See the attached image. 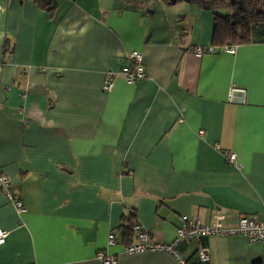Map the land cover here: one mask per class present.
<instances>
[{
    "label": "crops",
    "instance_id": "1",
    "mask_svg": "<svg viewBox=\"0 0 264 264\" xmlns=\"http://www.w3.org/2000/svg\"><path fill=\"white\" fill-rule=\"evenodd\" d=\"M217 14L195 0H57L52 12L0 0V264H102L100 249L118 264H182L165 250L125 254L126 226L170 242L183 215L211 224L222 210L227 228L264 216V22L236 52L197 56ZM132 50L147 78L120 74L105 91ZM233 86L246 95L230 98ZM177 249L186 264H264V243L241 234Z\"/></svg>",
    "mask_w": 264,
    "mask_h": 264
},
{
    "label": "built area",
    "instance_id": "2",
    "mask_svg": "<svg viewBox=\"0 0 264 264\" xmlns=\"http://www.w3.org/2000/svg\"><path fill=\"white\" fill-rule=\"evenodd\" d=\"M225 51L236 52L237 45H225ZM215 47L209 45L207 47L198 45L194 48V53L197 56H202L206 52H214ZM128 63L119 71L109 70L104 79L103 89L111 91L114 88L115 80L118 75H122L128 83H135L139 80L147 78L148 74L145 65V56L142 51L132 50L127 55ZM235 92H241L246 95V89L233 86L230 90V98L234 97ZM226 161L228 163L237 164V155L233 151L225 152ZM10 179L6 174L0 173V185L7 188ZM9 199L15 202L18 212H25L26 207L21 198H13L12 194L7 191ZM225 212L217 210L214 215V221L211 224H203L197 216H182V224L177 228L176 237L170 242L158 241L154 238L152 232L144 227L141 223L134 224L135 241L126 245L123 249L125 254H134L145 251L165 250L170 252L179 262L186 264V259L180 254L177 249L178 244L184 238H201L208 235H232L241 234L246 237L250 243H264V216L253 217L242 214L239 219V224L234 228H227L224 224ZM10 231L0 228V245L4 244ZM116 237L113 232L109 234L108 243L115 244ZM199 258L201 261L207 262L211 259L208 248L204 246L199 247ZM96 258L102 264H118V259L114 254L100 249L96 252ZM37 264V263H34Z\"/></svg>",
    "mask_w": 264,
    "mask_h": 264
},
{
    "label": "trees",
    "instance_id": "3",
    "mask_svg": "<svg viewBox=\"0 0 264 264\" xmlns=\"http://www.w3.org/2000/svg\"><path fill=\"white\" fill-rule=\"evenodd\" d=\"M44 9L49 12L55 10L57 6V0H36ZM169 2V0H166ZM197 3L205 8L215 9L219 7L232 8L237 6L235 10L230 14L221 15L217 14V17L223 20L216 22V28L214 32L213 45L220 44L224 49L225 45H237L250 40V30L254 23L264 22V6L259 7L260 0H243L244 4L239 7L237 4H232L231 0H195ZM217 18V19H218ZM215 52V51H214ZM126 226L128 232H133L132 240L126 245H130L135 241L134 224ZM116 237V235H115ZM117 241V239H116ZM187 262V261H186ZM204 262V261H201ZM208 262V261H207Z\"/></svg>",
    "mask_w": 264,
    "mask_h": 264
},
{
    "label": "rangeland",
    "instance_id": "4",
    "mask_svg": "<svg viewBox=\"0 0 264 264\" xmlns=\"http://www.w3.org/2000/svg\"><path fill=\"white\" fill-rule=\"evenodd\" d=\"M264 6V0H260L259 2V7H262ZM237 6H234L232 8H229V7H217L216 8V11L217 13L221 14V15H227V14H230V10L233 11L236 9ZM263 8V7H262Z\"/></svg>",
    "mask_w": 264,
    "mask_h": 264
},
{
    "label": "water",
    "instance_id": "5",
    "mask_svg": "<svg viewBox=\"0 0 264 264\" xmlns=\"http://www.w3.org/2000/svg\"><path fill=\"white\" fill-rule=\"evenodd\" d=\"M177 1H186V2H191L194 0H169L170 3H176ZM232 4H238L240 7L243 6L244 2L243 0H231Z\"/></svg>",
    "mask_w": 264,
    "mask_h": 264
},
{
    "label": "flooded vegetation",
    "instance_id": "6",
    "mask_svg": "<svg viewBox=\"0 0 264 264\" xmlns=\"http://www.w3.org/2000/svg\"><path fill=\"white\" fill-rule=\"evenodd\" d=\"M238 5V4H237ZM239 6V5H238ZM240 7V6H239Z\"/></svg>",
    "mask_w": 264,
    "mask_h": 264
}]
</instances>
